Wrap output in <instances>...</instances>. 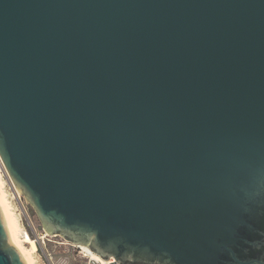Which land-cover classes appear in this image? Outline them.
I'll list each match as a JSON object with an SVG mask.
<instances>
[{"label":"water","instance_id":"obj_1","mask_svg":"<svg viewBox=\"0 0 264 264\" xmlns=\"http://www.w3.org/2000/svg\"><path fill=\"white\" fill-rule=\"evenodd\" d=\"M0 155L111 264H264V0H0Z\"/></svg>","mask_w":264,"mask_h":264},{"label":"rangeland","instance_id":"obj_2","mask_svg":"<svg viewBox=\"0 0 264 264\" xmlns=\"http://www.w3.org/2000/svg\"><path fill=\"white\" fill-rule=\"evenodd\" d=\"M3 176H4V180L6 181L8 194L12 201L14 212H16L19 217L21 236H25L26 234H28L31 238L33 237L37 239L38 235H43L46 233L48 234V236L45 238L47 246H46V249L44 248V251L41 250L39 243H38L39 250L36 251V253H37V260L39 259V263L40 264H84L82 260L76 261L72 259L69 255H67V253H64V250H65L64 246H58L56 243H54L58 241L59 242L68 241L71 243L72 241L66 239L65 236H62L59 233L51 234L47 232L46 228L43 226V223H42V220L40 218L38 211L35 209L29 197L25 194L24 191L20 190L17 187L20 191V196H21L18 198V196H16V191L13 188V185L11 184L12 179L8 171H7V175L4 172ZM14 184L16 185L15 182ZM9 244L12 245L10 240H9ZM75 244H78V243H75ZM79 244L81 245L82 243H79ZM82 245H86V244H82ZM95 255H96L95 256L96 258H102L98 254H95Z\"/></svg>","mask_w":264,"mask_h":264},{"label":"bare ground","instance_id":"obj_3","mask_svg":"<svg viewBox=\"0 0 264 264\" xmlns=\"http://www.w3.org/2000/svg\"><path fill=\"white\" fill-rule=\"evenodd\" d=\"M7 171L8 170L6 168V165L4 164L3 159L0 155V210L3 213L4 219L6 221V228L8 230V242L10 240L13 247L18 250L20 257L25 264H40L39 259L37 260L36 251H38V243L36 239L33 237L31 238L28 234H26L25 236H21L19 217L17 213L14 212L13 204L8 194L6 181L4 180L3 176L4 172L7 175ZM13 181L11 180V184L16 191V196H18L19 198L21 197L20 191L14 184L15 181ZM95 256V253H91V258L94 260L93 263H108L106 259L96 258Z\"/></svg>","mask_w":264,"mask_h":264},{"label":"built area","instance_id":"obj_4","mask_svg":"<svg viewBox=\"0 0 264 264\" xmlns=\"http://www.w3.org/2000/svg\"><path fill=\"white\" fill-rule=\"evenodd\" d=\"M48 236V234H43V235H38V238L36 239L37 243H39V246L41 248L42 251H44V248L46 249L47 243L45 241V238ZM41 237V238H40ZM49 240V239H47ZM56 243L58 246H64L65 250L64 253H67V255H69L72 259L76 260V261H81L84 262V264H96L93 263L94 260L91 258V253H95L89 246L87 245H78L75 243H70L68 241H64V242H54ZM39 250V248H38ZM97 254V253H95ZM114 260H116L115 258H111V259H107L106 261H108L107 264H111ZM99 264V263H97Z\"/></svg>","mask_w":264,"mask_h":264},{"label":"flooded vegetation","instance_id":"obj_5","mask_svg":"<svg viewBox=\"0 0 264 264\" xmlns=\"http://www.w3.org/2000/svg\"><path fill=\"white\" fill-rule=\"evenodd\" d=\"M69 237L73 238L72 236L68 235ZM91 248V247H90ZM92 249V248H91ZM257 251H264V239L262 240V242L260 243L259 246H257V248L253 249V250H249L248 252H257ZM137 264V263H136Z\"/></svg>","mask_w":264,"mask_h":264}]
</instances>
